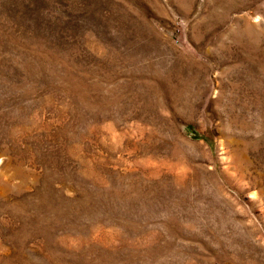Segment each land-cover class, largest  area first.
Wrapping results in <instances>:
<instances>
[{"label": "rangeland", "instance_id": "obj_1", "mask_svg": "<svg viewBox=\"0 0 264 264\" xmlns=\"http://www.w3.org/2000/svg\"><path fill=\"white\" fill-rule=\"evenodd\" d=\"M0 264H264V0H0Z\"/></svg>", "mask_w": 264, "mask_h": 264}]
</instances>
